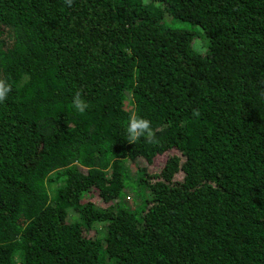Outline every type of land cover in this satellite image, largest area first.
Listing matches in <instances>:
<instances>
[{
    "label": "trees",
    "instance_id": "1",
    "mask_svg": "<svg viewBox=\"0 0 264 264\" xmlns=\"http://www.w3.org/2000/svg\"><path fill=\"white\" fill-rule=\"evenodd\" d=\"M0 78V264H264V0H0Z\"/></svg>",
    "mask_w": 264,
    "mask_h": 264
},
{
    "label": "clouds",
    "instance_id": "2",
    "mask_svg": "<svg viewBox=\"0 0 264 264\" xmlns=\"http://www.w3.org/2000/svg\"><path fill=\"white\" fill-rule=\"evenodd\" d=\"M73 0H65L69 6L72 5ZM12 91V86L5 80L0 78V102H4L9 93ZM264 95V93H262ZM72 106L79 112L84 113L89 105L82 99L80 91H77L72 97ZM127 133V141L136 143L141 138H144L148 143L155 142V132L152 128L151 121L132 112L128 118L125 128Z\"/></svg>",
    "mask_w": 264,
    "mask_h": 264
},
{
    "label": "rangeland",
    "instance_id": "3",
    "mask_svg": "<svg viewBox=\"0 0 264 264\" xmlns=\"http://www.w3.org/2000/svg\"><path fill=\"white\" fill-rule=\"evenodd\" d=\"M160 161H161V158L158 157L150 167L152 169L158 167ZM144 164H145V161L141 158H138L135 161L126 160L125 169H126L127 174L129 175V178L132 177V172L134 171V165H144ZM126 190L130 191V193L133 195V198L135 200V198L138 196V188L135 186V184L131 185L129 188H126Z\"/></svg>",
    "mask_w": 264,
    "mask_h": 264
}]
</instances>
